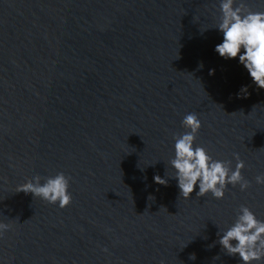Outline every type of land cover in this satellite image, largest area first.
<instances>
[{"label": "water", "instance_id": "95a60500", "mask_svg": "<svg viewBox=\"0 0 264 264\" xmlns=\"http://www.w3.org/2000/svg\"><path fill=\"white\" fill-rule=\"evenodd\" d=\"M219 15L218 0H0L2 264H242L217 233L241 205L264 219V89L215 52ZM189 113L198 146L245 161L247 191L185 200L154 182ZM59 172L66 208L17 191Z\"/></svg>", "mask_w": 264, "mask_h": 264}, {"label": "clouds", "instance_id": "9594fccd", "mask_svg": "<svg viewBox=\"0 0 264 264\" xmlns=\"http://www.w3.org/2000/svg\"><path fill=\"white\" fill-rule=\"evenodd\" d=\"M218 10L219 20L213 28L222 33L223 39L216 44L215 52L225 60L238 58L252 83L258 89H264V11L251 10L247 0H218ZM207 29L203 28L202 33ZM200 67L203 68V63ZM214 74L215 69H209V75ZM248 89V85L241 86L238 96L245 98L249 95ZM182 127L185 131L173 137L174 156L167 163L165 175L157 174L153 177L156 184L168 186L170 180H176L179 195L185 200L192 199L194 192L198 198L211 194L215 199L222 200L229 186H239L242 192L252 186V182L243 175L246 164L238 153L235 154L237 162L233 168L231 160L215 159L207 148L197 145L203 124L196 113L185 115ZM255 182L264 185V174L257 175ZM70 189L71 178L59 172L46 178L36 175L32 182L20 185L17 191L31 194L63 209L73 201ZM149 199L154 197L150 195ZM10 231V224L0 222V239ZM217 236L222 250L232 257L238 255L242 264L264 262V219L259 218L250 207L241 205L234 223L224 230L220 229ZM214 246L215 242L209 247ZM103 251L107 253L108 249ZM190 259L195 260V254ZM215 259H219V256Z\"/></svg>", "mask_w": 264, "mask_h": 264}]
</instances>
